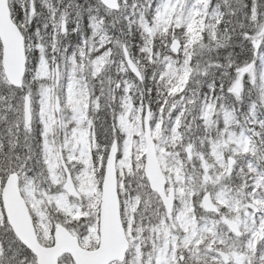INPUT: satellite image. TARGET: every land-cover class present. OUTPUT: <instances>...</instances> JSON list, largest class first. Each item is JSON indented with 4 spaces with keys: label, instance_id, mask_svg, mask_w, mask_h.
Returning <instances> with one entry per match:
<instances>
[{
    "label": "trees",
    "instance_id": "16d2710c",
    "mask_svg": "<svg viewBox=\"0 0 264 264\" xmlns=\"http://www.w3.org/2000/svg\"><path fill=\"white\" fill-rule=\"evenodd\" d=\"M78 1V0H76ZM163 0H121L122 10L118 14H111L110 25L107 22H102L97 25L99 35L93 42V47L89 52L88 31L86 30V22L83 17V8L73 0L71 10L64 8L65 19L70 17L72 23L66 36H61L59 41L60 47L54 42L57 55L61 56L66 53L67 56L75 54L83 73V80L88 91L95 95L97 105H99L98 116L95 118L94 124L88 125L87 129L93 131L94 125L98 130V142L100 145L106 144L109 140L111 129L113 128L114 120L118 116L129 115L130 118H137V124L140 130L142 140V118L145 112V107L150 106L155 113V117H161L162 124L165 128H161L169 137V131L173 122L182 120L186 116L190 118L191 112L189 108L171 109L184 98L192 97L198 100L197 89H200V95L203 90H213L219 88V85L208 87V76L210 71H207L208 76L202 79L201 84H195V73L203 74V69H209V66L214 64V55L209 50H223L225 56L223 60L231 67L240 70L247 69L250 65H258L257 59L253 56V49L250 42L253 35L258 33L256 38H259L264 43V23L261 19L252 21L250 17L249 1L247 0H230L227 6H223V2L217 0H199V12L195 14L190 26L186 29H177L178 32L170 30H159L156 38H153L145 28L152 29L154 20L155 8L160 5ZM37 19V30L43 39H46L45 24L48 19L53 18L56 14L57 5L55 0H35ZM75 2V4H74ZM216 4V5H215ZM19 6L23 11L26 10V3L15 0L14 7ZM264 12V3H259V13ZM174 24V21H173ZM213 28L218 34L216 40L211 41L208 30ZM224 29V30H222ZM172 31V32H171ZM212 30L210 31V33ZM111 34L110 39L105 38V34ZM178 34L183 40V50L179 57H175L169 51V43L171 37ZM215 34V35H216ZM215 37V36H214ZM52 41V38L49 39ZM43 41V40H41ZM56 41V40H54ZM46 42V41H45ZM53 42V41H52ZM50 45V42L45 43ZM247 45V46H246ZM245 48H242V47ZM121 47H127L133 61L140 68L144 83H139L127 70L123 57L118 62L120 57ZM107 52L110 54V62H106L107 69L99 73L98 77L91 75L92 60ZM87 53L90 56H86ZM36 62V59L34 58ZM112 61V62H111ZM199 66V69L197 68ZM224 73L214 70L216 75L214 79H222L223 74L231 73L237 76L238 73L234 68L226 67L223 64ZM88 70H87V68ZM32 72H27L25 79V88L18 92L10 88L5 82L0 68V185L4 182L9 173L19 171L26 172L27 168L32 167L34 155L25 150L27 143L24 142L23 132L24 127L21 121L22 99L23 93H28L31 89L32 98H34V107L37 108L36 96L41 90L40 81L37 80L35 66L31 69ZM247 70L244 73L243 81L245 89L251 88L253 93L251 98L259 103L256 87L250 85L246 78ZM224 77V76H223ZM225 82L226 79L224 77ZM204 83V84H203ZM210 83V82H209ZM30 88V89H29ZM228 88V87H227ZM227 88L217 91L226 93ZM14 91L17 100V116H12V111L7 110L10 100V91ZM192 93V94H191ZM190 94V95H189ZM229 97V96H226ZM90 98H93L90 97ZM230 98H232L230 96ZM243 96L241 97L243 103ZM233 99V98H232ZM190 103V102H189ZM254 104V103H253ZM12 105V102H11ZM16 105V104H13ZM249 106L246 103L245 108ZM18 108V109H17ZM34 109V112H35ZM195 112L192 116L195 117ZM168 114L170 116L168 117ZM244 118L251 121L250 112L244 113ZM260 121L264 124V114L258 115ZM188 124V123H187ZM40 127V125H38ZM181 128V127H180ZM177 130L180 147L183 146L184 140H192L199 144L201 131H185ZM41 131V129H40ZM182 132V133H181ZM205 133V132H204ZM206 134V133H205ZM140 152V161H141ZM255 164L256 172L245 173L248 169L243 167L242 173H236L231 180L227 182V186L233 193L241 192L245 189L247 192L254 189L255 195L260 199L261 205L264 208V162H258L256 159H251ZM135 160H133L134 162ZM132 182H141L138 178L132 175ZM257 178H261V185L254 187ZM98 184V180L96 179ZM217 218V217H216ZM224 234L234 242L238 238L229 234L225 226H222ZM135 234V233H134ZM138 242L140 249L141 264H147L148 260L153 258V251L150 250L145 242L149 240L148 229H142V239ZM258 247L259 255L253 258V264H258L260 256L263 254L261 246ZM135 249L132 250L134 252ZM134 254V253H133ZM132 256L128 257L127 263L130 264ZM0 264H36L34 257L26 250L13 236L4 219L0 206ZM196 264V263H195ZM197 264H201L198 262Z\"/></svg>",
    "mask_w": 264,
    "mask_h": 264
},
{
    "label": "rangeland",
    "instance_id": "374dc122",
    "mask_svg": "<svg viewBox=\"0 0 264 264\" xmlns=\"http://www.w3.org/2000/svg\"><path fill=\"white\" fill-rule=\"evenodd\" d=\"M176 0H173L169 3L164 4L163 6H161L158 11V23L161 24L164 17H166L169 13L170 10L172 8V5L175 4ZM60 2L58 0V7H60ZM99 7L96 5H93L91 8V15H90V19H89V25L87 26L89 29H91L92 32V38L97 36V30L94 29L96 28V24H95V18L100 15L103 16L104 13L102 11H98ZM84 12V11H83ZM109 16V14H108ZM86 21V20H85ZM21 22L25 24V29L27 32V23L24 20L23 17H21ZM32 34V33H30ZM259 67L257 69H255L253 71L254 77H255V81L257 83V87H258V91L259 93L262 95L263 99H264V49L262 48L261 51H259ZM199 69V68H198ZM41 74L42 77L46 79V73H45V65H42L41 67ZM203 74H205V71H203ZM196 78L201 79L202 77L198 74V70L196 72ZM73 71L71 70L70 72H68L67 74L63 75V80L62 79H56L55 82H53L54 86H57V92H60L63 94V99L65 102V105L67 107H70V104H73L72 110L74 113V118L78 121L81 120L82 118V111H81V106L79 104V102H75V98H74V91H73ZM62 89V91L60 90ZM40 104H41V117L42 120L45 123V126L49 125V120H50V115H49V108L48 105L46 103V90H44V92H42L41 94V99L39 100ZM228 115H229V111L228 109L221 107L219 109V116L223 117L225 119V121L228 123ZM230 120V118H229ZM119 127H121V130L124 133H128V131H131L133 129L132 125L130 123H128L125 119H119ZM49 131V130H48ZM65 137V141H67V143H65L68 147V152L65 149L64 151H66L67 154V159L71 165V168H75L76 167V163L78 161H83L86 158V147L87 144L84 140V136L81 135L80 133L76 132L73 133V136L71 135L70 137ZM73 138V139H72ZM131 138H128L127 140H120V151H121V155L122 158L119 159L118 161V165L119 167L122 166V163L126 160V158H129V153H130V149H131V145H132V140H130ZM72 141V142H71ZM163 141V140H160ZM137 144V142L135 143ZM227 149L228 151L231 153L232 157H237L239 155H241L244 152V148H245V136L244 135H240L238 137V139L232 138L230 137L227 141ZM161 150L159 152V159L160 162L162 164V166L164 167V170H167L168 168L166 167V165L164 164V160H163V156L161 154ZM212 155L216 160V163L218 165V169L223 168V160L219 154V152L217 151V147L213 148L212 151ZM46 159L49 163V169L51 170L50 175V184L53 185V187H59V189L61 190L63 188L64 185V181L62 180V176L61 173L58 171V164H57V157L56 155L53 153L52 151V147L49 144V141H47L46 144ZM122 162V163H120ZM137 165H136V170L134 172L137 173ZM120 170V168H119ZM171 173H175V171L173 169H170ZM82 177H79V179H81ZM224 175L223 174H219L216 175L214 177V180H210V187L212 189L213 192H215L214 197L216 202H218L220 205L229 207V213L227 216V218H230L233 221L239 220L242 224H244L245 226H250V223L252 222V216L251 214L247 211L246 206L243 204V202H241V199H236V200H231L230 198L226 197L221 189L224 188V186L222 185V183L224 182ZM174 185V182L172 184V186ZM23 189H24V193H26L27 195H29V197H32L35 200V205L36 208L41 212L43 206H45V203H47L48 207H51V203H55V205H57V207H59L61 214L63 216L62 219H60L58 222L53 224L54 229L58 226H65L67 223L69 224V222H71V227L73 229L79 230L82 234V236L87 240V241H91L92 237L94 236L95 231H93V228L91 227V223H92V219L90 213V209L87 207L84 212H83V218H85L86 220L81 221L79 220L80 218V211L76 206H72L70 205L69 201L67 200V196L64 193H57V194H53L50 195L47 192H45V190L42 189H38V192L36 191V193H33V182L30 180H24L23 183ZM44 189V188H43ZM217 192V193H216ZM237 207L239 208V211L237 213V215L232 216L231 214L235 213ZM41 224L43 229L46 231L47 230V226L44 222L43 219H41ZM169 224H171V228L176 229L177 232L178 231H189V234L182 237L181 238V243H182V250L187 252V256L189 255V253H192L193 250L191 247H188L187 245L189 243H191L193 246L196 243V239H198L199 237V233H197L194 229L190 230V225L186 222L183 213H181L177 219H174V222H170ZM259 230H263L264 232V220L263 217L259 218ZM164 230L161 227L159 229V233H163ZM205 232L206 234L209 233V228L206 227L205 228ZM166 244L168 245V243L170 242V240L173 241V243H176L177 235H173V238H169V234L166 231ZM45 238L47 240V242L49 241V234L46 232L45 234ZM256 238V231L252 230L251 231V238L249 240L248 246L245 249V253L248 254V252H250V250L253 248V243L254 240ZM91 244H95V239L92 241ZM241 251V250H240ZM236 252L238 253L237 255V262H241L242 260H240L241 258V254L238 250H236ZM231 254H235L234 251H232ZM164 250H159L157 251V255H156V263L157 264H166L165 261V257H164ZM246 258V256H245ZM245 260V259H244ZM237 264V263H236Z\"/></svg>",
    "mask_w": 264,
    "mask_h": 264
},
{
    "label": "water",
    "instance_id": "95a60500",
    "mask_svg": "<svg viewBox=\"0 0 264 264\" xmlns=\"http://www.w3.org/2000/svg\"><path fill=\"white\" fill-rule=\"evenodd\" d=\"M101 1L106 7L118 10V0ZM0 39L4 52L2 63L7 79L15 87H22L26 66L24 40L18 28L12 23L7 0H0ZM126 57L131 71L140 77L139 71L130 61L127 54ZM25 120L26 124L29 125L31 122V102L29 97H26L25 100ZM145 132L148 145L146 173L154 182L152 183V189L163 196V185L154 178V176L158 177L157 170L159 166L156 159L155 146L151 139L149 113L145 119ZM115 156L116 148L114 147L107 165L104 199L101 208L102 242L100 250L93 253L81 251L75 246L77 245L76 241L63 231H59L57 234V246L55 248L49 250L41 248L33 234V225L28 210L18 192L17 177H10L3 194L8 221L17 237L37 255L39 264H58L59 257L68 252L73 255L77 264H111L114 261H124L128 246L123 237L120 222L116 192ZM66 190L75 194L71 187H66ZM165 204L171 211L172 200L169 204L165 201ZM204 207L207 211H216L208 197L204 199Z\"/></svg>",
    "mask_w": 264,
    "mask_h": 264
},
{
    "label": "bare ground",
    "instance_id": "6f19581e",
    "mask_svg": "<svg viewBox=\"0 0 264 264\" xmlns=\"http://www.w3.org/2000/svg\"><path fill=\"white\" fill-rule=\"evenodd\" d=\"M75 2H77L79 4V6H81L82 8H84V10L87 13H89V9H90L89 0H78V1H75ZM75 2H74V4H75ZM260 2L264 3V0H260ZM64 8L67 11L68 10H71L72 5L68 1L64 0L62 2V5H60V7H57L55 16H57V15H63L64 14ZM222 30H224V29H222ZM257 34L258 33H255L252 38H256ZM242 48H245V47L243 46ZM209 52H211L214 55L215 58L212 61L214 64L211 65L213 68L211 69L210 75L208 77V79L210 80L209 81L210 83L208 82V87L209 86L210 87H214L216 85H219L220 86L218 89L217 88H214L213 90H210V92L225 89V88H227L228 86L231 85L232 81L225 82V81H223L220 78L216 80V79L213 78L216 74L213 73V72H214V70L218 72L219 69H221L223 67L220 64H223L224 66H226L228 68L231 67V65L228 64L226 62V60H223L222 59V57L225 56L223 54V50H210ZM253 56L257 59V61L260 58L259 57V52L258 53H253ZM231 68H234V67H231ZM234 71L238 73L237 78H239V77H241L245 73L246 69L240 70L239 66H237V68H234ZM240 81H242V80H235L234 83H237V82H240Z\"/></svg>",
    "mask_w": 264,
    "mask_h": 264
}]
</instances>
